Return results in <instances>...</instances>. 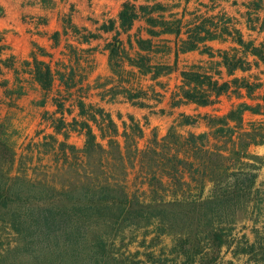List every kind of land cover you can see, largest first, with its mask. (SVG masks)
Returning <instances> with one entry per match:
<instances>
[{
	"label": "trees",
	"instance_id": "trees-1",
	"mask_svg": "<svg viewBox=\"0 0 264 264\" xmlns=\"http://www.w3.org/2000/svg\"><path fill=\"white\" fill-rule=\"evenodd\" d=\"M138 9L145 11L147 8L130 1L123 3L119 13L123 30L132 27L138 17ZM150 22L156 23L155 20ZM160 24L165 25L164 22ZM236 35V42L243 48L242 56L229 51L221 54L227 72L233 74L237 69L249 70L251 65L247 53L256 57V65L264 64V43L255 45L252 41L245 42L240 32ZM207 38L214 37L200 38L196 33L190 41L182 43L181 51L198 49L197 43ZM138 43L144 46L150 42ZM121 46L118 38L108 45L113 70L117 67L113 59L119 57ZM122 54L131 66L139 69L140 74H151L153 79L174 71L168 65H148L149 60L145 56L132 58ZM33 62L36 80L43 89H50L53 81L50 66L36 58ZM255 81L234 78L220 82L197 66L183 70L181 84L172 95V107L189 103L212 106L220 96L229 93L237 98L259 99L260 102H240L232 105L225 114H180L178 122L171 125L164 137L153 134L144 148L139 144L144 138V129L133 116H128L129 122L122 121L121 132L119 125L104 109L78 103L80 115L87 113L86 107L91 111L87 120L78 123L86 135L81 152L88 156L96 153L107 155L111 160L112 173L105 181L90 178L84 184L86 188L82 197L74 204L32 205L29 198L13 192L11 185L0 180V229H9L15 235L14 246L3 250L5 258L0 264H48L54 256L61 259L67 252L71 254V261L84 258L87 264H92V259L109 257L113 260L119 258L121 261L117 264H140L138 254L122 253L121 250L116 254L112 249L118 233L130 226L136 229L153 227L160 237L174 234L173 254L181 261L180 264H193L194 256L205 247L216 252L226 243V234L223 230L218 232L219 227L236 221L240 201L247 191L255 187L258 176L255 171L264 165L263 157L249 152L251 146L264 145V120H247L245 117L246 113L264 117V80L261 82L256 78ZM258 89H263L259 95L256 93ZM127 95L133 105L146 106L143 101H137L148 96L144 91L130 89ZM199 119L204 120L208 131H189L186 134L179 131L180 127L196 125ZM94 126L99 134L94 131ZM2 128L0 123V130ZM4 134L0 131V140L5 139ZM129 169H137L144 175V184L148 186L151 197L142 198L129 193L125 179L120 180L119 177L126 175ZM210 183L220 188L204 197ZM206 219L210 228L204 230L203 238L192 237V227L202 226ZM203 239L205 247L201 245ZM83 245L86 248L80 249ZM62 249L66 252H60Z\"/></svg>",
	"mask_w": 264,
	"mask_h": 264
},
{
	"label": "crops",
	"instance_id": "crops-1",
	"mask_svg": "<svg viewBox=\"0 0 264 264\" xmlns=\"http://www.w3.org/2000/svg\"><path fill=\"white\" fill-rule=\"evenodd\" d=\"M127 1L155 9L143 18L139 14L132 27L123 30L119 13ZM149 17L156 20L154 27L148 24ZM237 32L245 42L264 43V0H0V46L5 47L0 52V122L33 127L46 122L44 115L65 118L68 106L71 116L78 117L80 102L104 109L114 120L119 115L122 121L124 116H133L144 130L147 124L143 125L141 118L152 121L161 110L171 111L174 124L180 114L199 116L196 113L208 106H171L183 70L197 66L220 82L264 80V64L256 65V57L249 53L251 67L247 71L237 69L229 74L223 65L221 54L225 51L242 56ZM196 33L200 38H214L197 43L198 49L182 52V43ZM114 38L121 41L120 52L125 56H145L148 65H168L174 71L153 79L151 74H140L124 57L113 59L117 64L113 70L108 45ZM139 41L150 43L141 46ZM33 58L50 66V89H43L36 80ZM130 89L148 95L137 99L146 106L128 100ZM258 90L257 95L263 92ZM226 96H235L239 100L236 104L260 102L232 93ZM245 117L264 120L251 113ZM200 124L199 119L194 126L180 128L191 127L189 131L201 133L197 131ZM249 152L264 158V145L251 146ZM257 172L264 176V165Z\"/></svg>",
	"mask_w": 264,
	"mask_h": 264
},
{
	"label": "rangeland",
	"instance_id": "rangeland-1",
	"mask_svg": "<svg viewBox=\"0 0 264 264\" xmlns=\"http://www.w3.org/2000/svg\"><path fill=\"white\" fill-rule=\"evenodd\" d=\"M146 8L145 11L138 9V16L140 14L143 18L145 14H150L155 6L150 7L151 9L148 6ZM147 20L151 27L155 26L156 23L150 22L154 20L153 17ZM114 41L115 38L112 43ZM2 49L5 47L0 46V52ZM122 57L123 54L120 53L119 59ZM150 97L155 98L153 94ZM237 102L239 100L235 96L224 95L217 103L196 114L200 116L225 114L231 109L232 104ZM66 109L68 114L65 118L61 116L48 119L44 115L46 122H39L40 124L33 127L0 122L3 124L0 131L5 133V139L0 140L3 143L0 145V180L11 185L13 192H20L22 197L29 198L32 205L74 204L82 197L86 188L84 184L90 178H100L99 180L105 181L112 173L111 160L107 155L96 153L88 156L81 152L85 146L86 135L78 123L87 120L91 111L86 107L85 115L74 117L71 116L70 106ZM170 114L171 111L167 109L163 114L158 113L152 121L148 122L146 118H141V123L147 124L144 138L139 142L141 148L145 147L147 140H150L153 134H157L160 138L167 134L171 125H174ZM114 118L122 132V120L116 116ZM14 119L21 121L18 116H14ZM123 120L129 122L128 116H124ZM200 120L201 124L197 131H208L204 120ZM89 123L92 124V122ZM192 129L191 127L179 128V131L186 134ZM94 131L99 134L95 126ZM119 177L120 180L125 179L124 182L130 194L142 198L151 197L148 186L144 184V175L137 169H129L126 175ZM231 182L233 183V179H230ZM219 188L217 184H208L204 197L212 195V192ZM237 211L234 223L221 225L218 229V232L223 230L226 234V243L216 252H212L205 247L207 245L203 239L201 245L205 249L194 256L193 264H264V176L258 174L255 187L247 191ZM201 225L192 227V237L198 236L202 239L205 234L204 230L208 231L210 228L207 219L203 220ZM101 230L104 229L101 228ZM154 231L153 227L136 229L130 226L125 228L118 233L112 249L116 254L117 250H121L122 253L126 251L128 254H138L137 260L140 264H180L181 261L175 259L173 254L174 234H164L160 237ZM13 236L15 235L9 229H0V261L5 258L3 250L14 246ZM85 248L83 245L80 249ZM60 252L65 253L66 251L62 249ZM83 259L71 261V254L67 252L66 255H62L61 259L54 256L48 264H87ZM117 261L121 260L119 258L113 260L109 257L103 260L92 259L91 263L117 264Z\"/></svg>",
	"mask_w": 264,
	"mask_h": 264
}]
</instances>
